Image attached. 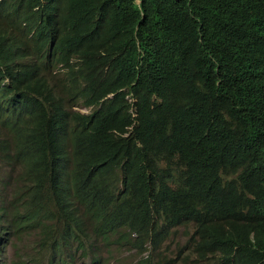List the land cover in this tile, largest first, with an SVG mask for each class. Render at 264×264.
Instances as JSON below:
<instances>
[{"label":"trees","instance_id":"1","mask_svg":"<svg viewBox=\"0 0 264 264\" xmlns=\"http://www.w3.org/2000/svg\"><path fill=\"white\" fill-rule=\"evenodd\" d=\"M89 1L113 28L123 12L115 54L135 76L109 82L81 75L104 102L98 125L80 135L64 130L56 137L51 97H17L15 114L5 121L16 146H22L19 135L26 134L30 161L14 182L12 200L0 196V241L7 232L20 240L38 234L39 245L55 259L51 264H76L72 247H84L82 236L89 242L124 227L150 234L158 219L170 229L192 220L200 209H211L216 222L198 227L197 253H220L223 264H264V0H142L141 8L136 0H105V6L102 0ZM60 48L78 52L76 40L66 35ZM1 58L0 110L24 56L15 48ZM113 136L131 145L136 173L118 194L117 181L108 184L105 204L93 215L102 223L96 233L68 214L72 196L53 185L48 152L58 138L99 143L106 150L121 140ZM9 148L0 145L4 154ZM152 154L167 162V175L160 180L150 170ZM114 163L102 160L105 168ZM222 170L243 172L228 188L216 189L211 179ZM57 222H64L59 236ZM83 255H95L94 247Z\"/></svg>","mask_w":264,"mask_h":264},{"label":"clouds","instance_id":"2","mask_svg":"<svg viewBox=\"0 0 264 264\" xmlns=\"http://www.w3.org/2000/svg\"><path fill=\"white\" fill-rule=\"evenodd\" d=\"M101 4L107 5L105 0H102ZM135 4L141 8L142 0H136ZM122 14L121 11L113 28L110 21H103L101 14L94 12L89 0H0V68L1 57L6 56L9 50L19 48L24 56L20 61L23 66L18 72V80L2 102L0 110V145L10 144L7 154L0 151V196L5 202L12 200L14 182L24 176L30 161L26 134L19 135L22 146H16L15 135L10 130V125L6 124L5 116L15 114L17 97L29 95L32 99L39 100L51 97L54 103L53 132L56 137L64 130L72 135H80L95 128L100 122L104 100L97 99L94 90L81 75H94L109 82L135 76L130 68L121 66L123 59L115 54V47L123 35ZM141 16L144 18V13H141ZM27 19L31 21L25 31L22 27L26 25ZM21 35L24 36V45ZM65 35L76 40L77 53L70 55L61 50L60 42ZM107 37L109 39L106 40ZM136 42L140 50V43ZM25 80L29 83L36 82V86L29 88ZM5 82H9V79ZM128 136L129 134L126 135ZM113 138L121 139L118 136ZM118 142L109 143L105 150L99 143L89 144L76 139L68 142L58 138L53 152H48L53 185L61 190L67 188L72 196L68 201V214L85 222L92 232L100 233L102 228V223L95 220L93 215L105 204L106 194L112 189V185L108 187V184L117 181L115 192L118 194L125 185L133 181L136 173L131 145L122 139ZM92 153L100 162H93ZM100 153H105V156ZM104 158L115 161L112 168L102 165ZM148 162L152 174L159 180L167 175L165 157L152 154L149 155ZM242 172L243 170H222L212 176V186L216 189L228 188L239 181ZM168 184L173 186L171 180ZM213 213L211 209H200L192 220L170 229L166 227L165 219H158L154 232L150 234L124 227L116 234L95 236L89 242L86 236H82L84 247L79 249L74 245L72 257L76 264L88 260L93 262L92 264H99L100 261L95 260L100 258V253L110 252L117 242H125L136 236L141 240V246L149 243L161 246L180 229L193 227L196 258L206 264H223L220 253L203 256L200 251H196L198 227L207 222H216ZM63 223L55 224L56 236L64 232ZM1 226L0 220V228ZM7 233V237L11 235L12 239L20 240L12 232ZM6 240L8 238L5 237L0 241V258L4 254L1 246L7 244ZM93 247L95 255H83V251H89ZM41 249L45 255L50 256L43 247ZM53 260L55 261L52 258L49 264L54 263Z\"/></svg>","mask_w":264,"mask_h":264},{"label":"rangeland","instance_id":"3","mask_svg":"<svg viewBox=\"0 0 264 264\" xmlns=\"http://www.w3.org/2000/svg\"><path fill=\"white\" fill-rule=\"evenodd\" d=\"M193 227L180 229L164 244L141 246V240L133 236L125 242L115 243L110 252L102 251L99 264H206L195 256V238ZM7 244H2L4 251L0 264H49L52 257L45 255L39 245V235H28L23 240L6 237ZM54 261V260H53ZM91 261L81 264H92Z\"/></svg>","mask_w":264,"mask_h":264},{"label":"bare ground","instance_id":"4","mask_svg":"<svg viewBox=\"0 0 264 264\" xmlns=\"http://www.w3.org/2000/svg\"><path fill=\"white\" fill-rule=\"evenodd\" d=\"M1 252V251H0Z\"/></svg>","mask_w":264,"mask_h":264}]
</instances>
